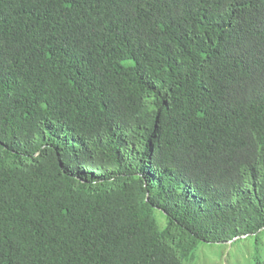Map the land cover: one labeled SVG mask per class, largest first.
Listing matches in <instances>:
<instances>
[{
  "label": "trees",
  "instance_id": "1",
  "mask_svg": "<svg viewBox=\"0 0 264 264\" xmlns=\"http://www.w3.org/2000/svg\"><path fill=\"white\" fill-rule=\"evenodd\" d=\"M263 235L264 0H0V264Z\"/></svg>",
  "mask_w": 264,
  "mask_h": 264
},
{
  "label": "rangeland",
  "instance_id": "2",
  "mask_svg": "<svg viewBox=\"0 0 264 264\" xmlns=\"http://www.w3.org/2000/svg\"><path fill=\"white\" fill-rule=\"evenodd\" d=\"M247 255L250 256L251 263L255 258L264 262V235L260 237L258 245L254 240H241L232 245L220 246L201 244L188 264H237L238 260L241 264H246L242 261Z\"/></svg>",
  "mask_w": 264,
  "mask_h": 264
}]
</instances>
